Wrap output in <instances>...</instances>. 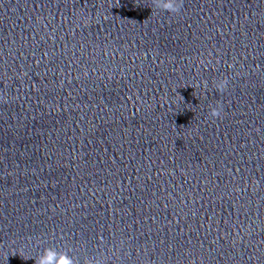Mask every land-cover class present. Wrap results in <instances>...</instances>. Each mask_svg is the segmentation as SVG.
Returning <instances> with one entry per match:
<instances>
[{
  "label": "clouds",
  "instance_id": "clouds-1",
  "mask_svg": "<svg viewBox=\"0 0 264 264\" xmlns=\"http://www.w3.org/2000/svg\"><path fill=\"white\" fill-rule=\"evenodd\" d=\"M151 7L159 12L167 13L169 16L179 15L183 8V0H152ZM203 87L207 89L208 82H202ZM200 85L198 84L197 87ZM212 87L218 93H225L229 87V79L221 78L214 79L212 81ZM0 101L7 102L6 98L0 97ZM223 106L217 101L215 104L208 105V118L216 120L222 117ZM70 250H62L57 247L49 246L45 247L42 252H40L34 258L35 264H80V260L69 254ZM83 264H104V257L101 255L97 258L85 257Z\"/></svg>",
  "mask_w": 264,
  "mask_h": 264
}]
</instances>
